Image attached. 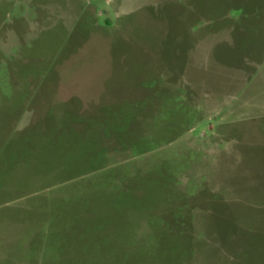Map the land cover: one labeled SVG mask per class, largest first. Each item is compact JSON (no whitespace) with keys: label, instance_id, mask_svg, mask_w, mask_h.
<instances>
[{"label":"rangeland","instance_id":"rangeland-1","mask_svg":"<svg viewBox=\"0 0 264 264\" xmlns=\"http://www.w3.org/2000/svg\"><path fill=\"white\" fill-rule=\"evenodd\" d=\"M263 209L264 0H0V264H264Z\"/></svg>","mask_w":264,"mask_h":264},{"label":"trees","instance_id":"trees-1","mask_svg":"<svg viewBox=\"0 0 264 264\" xmlns=\"http://www.w3.org/2000/svg\"><path fill=\"white\" fill-rule=\"evenodd\" d=\"M149 150V149H148ZM145 151H147L146 149H145ZM144 152V151H143ZM141 154H142V152H141ZM254 212H256V213H259L260 214V210H254ZM262 212H263V215H264V209L262 210ZM257 223V222H256ZM185 224V223H184ZM249 232H250V230H248ZM254 233H251L250 235H249V237H248V239H251V241H252V239L254 238ZM249 245H250V243H249ZM238 249H239V246H237V249H236V251L235 252H237L238 251ZM246 253H248V252H245V253H243V252H238V253H235L237 256H238V258H239V263H242L243 262V254H246ZM254 254V252L253 253H250L249 255H248V257L249 256H251V255H253ZM255 255V254H254Z\"/></svg>","mask_w":264,"mask_h":264}]
</instances>
